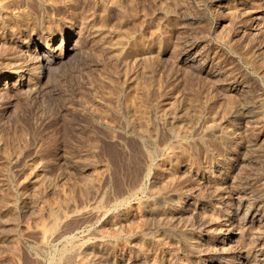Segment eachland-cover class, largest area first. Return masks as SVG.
<instances>
[{"label": "rangeland", "instance_id": "rangeland-1", "mask_svg": "<svg viewBox=\"0 0 264 264\" xmlns=\"http://www.w3.org/2000/svg\"><path fill=\"white\" fill-rule=\"evenodd\" d=\"M60 255L264 264V0H0V264Z\"/></svg>", "mask_w": 264, "mask_h": 264}, {"label": "bare ground", "instance_id": "bare-ground-1", "mask_svg": "<svg viewBox=\"0 0 264 264\" xmlns=\"http://www.w3.org/2000/svg\"><path fill=\"white\" fill-rule=\"evenodd\" d=\"M151 1V0H150ZM80 31V30H79ZM122 51V50H121ZM134 51V50H133ZM52 52V51H51ZM120 55V54H119ZM61 56V55H60ZM63 56H61V58H62ZM59 58L60 57H58V56H55L53 53H50V52H48V51H43L42 53H41V57L39 58V60H38V63H37V65L35 66L34 65V71H33V73L34 74H36V75H40V74H42V71H43V68L44 67H46V66H48V65H51V64H54L55 62H57V60H59ZM77 58V57H76ZM26 66V65H25ZM29 68V67H28ZM31 69V68H30ZM18 70V69H17ZM32 70H33V67H32ZM32 70H30V71H32ZM38 77V76H37ZM40 78V77H39ZM38 78V79H39ZM37 80V79H36ZM137 91V90H136ZM147 99V98H146ZM246 111V110H245ZM148 113V112H147ZM138 117V116H137ZM145 122V121H144ZM173 175V174H172ZM168 179V178H167ZM166 181V180H165ZM154 187V186H153ZM149 191V190H148ZM234 193V192H233ZM150 194H151V197H153L152 199H151V197H150V199L151 200H149V201H147L146 203H139L140 205H139V210H142V211H144L145 213H147V214H149V215H151L152 214V212H155L154 211V207H156V211L157 212H160L161 211V209L163 208L161 205V203H159V201L158 200H156L157 199V194H158V192L157 193H155V191L153 192L152 190H151V192H150ZM134 198H135V196L136 195H132ZM165 196V195H164ZM148 197V196H147ZM234 199H236L235 201H236V203H235V209L233 208L234 206H232V208L234 209V213H235V215L236 216H239L241 213H242V211H243V208H244V203H243V200H241V198H240V196H239V194L238 193H236V194H234ZM149 199V198H148ZM164 199V198H163ZM138 200V199H137ZM132 200L130 199L129 200V202H128V204H130V205H128V206H130V210H129V212L127 213V218H130V217H133V214L135 213V209H134V207L132 206V202H131ZM167 201H168V199H167ZM234 203V202H233ZM192 204V203H191ZM166 205V204H165ZM168 205H170V204H168ZM193 205V204H192ZM234 205V204H233ZM183 206V205H182ZM182 206H181V209H182ZM248 206V205H247ZM189 207V206H188ZM187 207V208H188ZM165 208V207H164ZM180 208V207H179ZM248 207H246V209H247ZM171 209V208H170ZM177 209V208H176ZM176 209H174L173 208V210H168V209H166L167 211H170V213H172L171 215H173V214H176L177 212H175V211H177ZM189 210V209H188ZM164 211H165V209H164ZM190 211V210H189ZM197 211V210H196ZM249 211V210H248ZM248 211H246V212H248ZM141 212V211H140ZM250 212V211H249ZM165 213V212H164ZM181 213H182V211H181ZM245 215V217L247 218H249V216H248V213H246V214H244ZM147 216V215H146ZM260 216V215H259ZM239 217H241V216H239ZM255 217V216H254ZM177 218V217H176ZM175 218V219H176ZM243 219V218H242ZM245 219V218H244ZM253 219V218H252ZM255 219V218H254ZM118 220V219H117ZM237 219H235V221H236ZM240 221V220H239ZM251 221V220H250ZM147 222V221H146ZM252 222V221H251ZM227 224V223H226ZM120 228V227H119ZM233 228V227H232ZM248 228V227H247ZM220 230H222V229H220ZM119 232V231H118ZM253 232V231H252ZM251 232V233H252ZM115 233V232H114ZM120 233V232H119ZM122 233V232H121ZM235 233V232H234ZM240 233V232H239ZM116 234V233H115ZM231 234V233H230ZM238 234V233H237ZM236 233L234 234V236L235 235H237ZM253 234V233H252ZM232 236V235H231ZM147 240V239H146ZM228 240V239H227ZM248 249V248H247ZM248 251V250H247ZM246 251V252H247ZM68 253V252H67ZM70 253V252H69ZM249 253V252H248ZM245 254H247V253H245ZM69 255V254H68ZM71 255V254H70ZM61 256V255H60ZM80 257V256H79ZM245 257H248L247 255L245 256ZM64 260V262L66 261V260H70V258H68V256H66V255H62L61 256V260L59 261V264H61L60 262H62ZM81 262H83V261H80V263ZM135 262V261H134ZM66 263V262H65ZM79 263V264H80ZM76 264H78V263H76ZM82 264V263H81Z\"/></svg>", "mask_w": 264, "mask_h": 264}]
</instances>
